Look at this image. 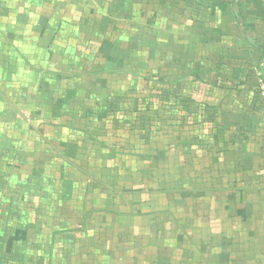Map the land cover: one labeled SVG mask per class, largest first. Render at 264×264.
Segmentation results:
<instances>
[{"label": "crops", "instance_id": "0c3cea01", "mask_svg": "<svg viewBox=\"0 0 264 264\" xmlns=\"http://www.w3.org/2000/svg\"><path fill=\"white\" fill-rule=\"evenodd\" d=\"M144 77L205 113L213 168L75 205L60 110ZM263 91L264 0H0V264H264Z\"/></svg>", "mask_w": 264, "mask_h": 264}, {"label": "rangeland", "instance_id": "374dc122", "mask_svg": "<svg viewBox=\"0 0 264 264\" xmlns=\"http://www.w3.org/2000/svg\"><path fill=\"white\" fill-rule=\"evenodd\" d=\"M203 115L155 77L140 78L111 98L60 110L58 135L74 162L67 176L75 205L95 211L121 200L144 209L159 192L192 190L215 164L212 129Z\"/></svg>", "mask_w": 264, "mask_h": 264}, {"label": "built area", "instance_id": "2783aa9c", "mask_svg": "<svg viewBox=\"0 0 264 264\" xmlns=\"http://www.w3.org/2000/svg\"><path fill=\"white\" fill-rule=\"evenodd\" d=\"M263 96H264V91H263Z\"/></svg>", "mask_w": 264, "mask_h": 264}]
</instances>
